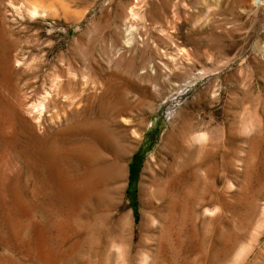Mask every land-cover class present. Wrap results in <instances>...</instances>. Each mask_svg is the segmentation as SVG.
<instances>
[{"label": "rangeland", "instance_id": "rangeland-1", "mask_svg": "<svg viewBox=\"0 0 264 264\" xmlns=\"http://www.w3.org/2000/svg\"><path fill=\"white\" fill-rule=\"evenodd\" d=\"M263 46L264 0H0V264H264Z\"/></svg>", "mask_w": 264, "mask_h": 264}, {"label": "bare ground", "instance_id": "bare-ground-1", "mask_svg": "<svg viewBox=\"0 0 264 264\" xmlns=\"http://www.w3.org/2000/svg\"><path fill=\"white\" fill-rule=\"evenodd\" d=\"M36 14H38V12L34 8L29 11V15L30 16H34ZM261 51H262V53H264V46L261 48ZM39 106L41 108L44 105L42 106V104H39ZM102 135L100 134V136H102ZM169 139H170V136H169ZM165 148L166 147H164V149ZM77 152H78V153H76L77 154V158L82 163V165L88 166L87 164H89L91 166H89L88 169L85 170L84 174H82L75 182H71L70 180H68L66 178L61 179L62 178L61 177L60 179L62 181H60L61 182L60 183V187L67 194L73 196L74 199H76V201L78 203H80V202H83L86 199L87 196L96 194L98 192V189H99L98 188L99 187L98 185H100V183H102L103 179L107 176V172H108L109 169H107V171H106L104 169H99V168H97L95 166L94 163H95V160H96V154L95 153H92L89 148H86V147L82 146V147H80L77 150ZM49 160H50L49 161V164H48L49 165V168L54 171V169H53L54 168V165H53L54 162L52 161V157H50ZM148 168H149V164L146 165V169H148ZM110 170H112V169H110ZM113 171H114V169H113ZM109 173H111V172H109Z\"/></svg>", "mask_w": 264, "mask_h": 264}]
</instances>
